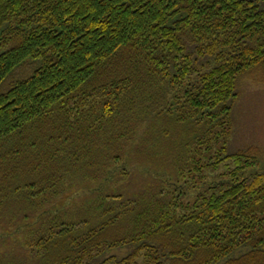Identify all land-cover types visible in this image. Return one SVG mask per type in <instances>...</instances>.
Masks as SVG:
<instances>
[{"label":"trees","instance_id":"1","mask_svg":"<svg viewBox=\"0 0 264 264\" xmlns=\"http://www.w3.org/2000/svg\"><path fill=\"white\" fill-rule=\"evenodd\" d=\"M260 75L264 0H0V264H264Z\"/></svg>","mask_w":264,"mask_h":264},{"label":"rangeland","instance_id":"2","mask_svg":"<svg viewBox=\"0 0 264 264\" xmlns=\"http://www.w3.org/2000/svg\"><path fill=\"white\" fill-rule=\"evenodd\" d=\"M233 112L230 150L254 147L264 155V75L244 79Z\"/></svg>","mask_w":264,"mask_h":264}]
</instances>
